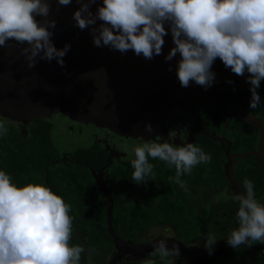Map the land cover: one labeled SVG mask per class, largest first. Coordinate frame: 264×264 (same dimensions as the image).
<instances>
[{
	"label": "flooded vegetation",
	"instance_id": "af4514ba",
	"mask_svg": "<svg viewBox=\"0 0 264 264\" xmlns=\"http://www.w3.org/2000/svg\"><path fill=\"white\" fill-rule=\"evenodd\" d=\"M257 91L260 103L256 109H250L249 83L236 75H227L220 83L190 93L180 104L167 110L160 130L152 132L149 140L123 137L63 114L65 118L57 124L52 121L55 114L35 118L26 124L4 117V123L15 134L12 141L8 136L0 137V170L8 172L13 182L19 185L28 182L45 184L71 205L70 214L74 218L71 242L85 248L81 264H147L148 260L154 264H264V244L260 243L241 245L239 252V248H234L214 254L230 247L226 243L227 236L238 226V203L234 200L238 193L225 174V165L231 166L242 191L245 178L251 180L252 175L261 174L264 177V80ZM83 126L92 139L88 145L71 150H63L64 145H58L56 135L59 132L73 135L77 130L83 133ZM56 127L60 128L59 132H55ZM132 141L174 145L193 143L209 153L212 160L209 164L198 165L191 175L181 177L187 191L170 182L169 177L175 176V169L159 160L149 161L155 166V180L137 184L131 180L134 170L131 160L126 158L129 152L125 150ZM20 148H26L23 152L27 155H39L44 175L24 176L26 169L20 167ZM81 153L94 158L92 163L85 158L80 164ZM27 162L25 155L23 165ZM75 163L80 165L76 179L67 171L68 165L73 167ZM37 170L33 166L32 172ZM96 174L106 182L112 199L111 226L118 237L135 244L148 243L156 238H174L185 247L202 249L205 254L201 252L202 256L194 259L180 251L178 257L162 259L159 255H152L153 250L142 254L124 253L115 258V242L106 220L108 201L99 190L94 178ZM22 179L24 182L20 183ZM254 190L257 200L264 203V192H260L258 185H254ZM220 195L227 198L223 200ZM222 205L228 206V214L221 209ZM169 208L172 217L163 212ZM146 211L160 217L156 222L139 226L135 233L131 232L128 220L115 219L117 214ZM161 223L165 225L163 231L153 232L152 227ZM208 233H215L218 239L211 254L204 247ZM224 253L234 255L215 260Z\"/></svg>",
	"mask_w": 264,
	"mask_h": 264
},
{
	"label": "clouds",
	"instance_id": "9594fccd",
	"mask_svg": "<svg viewBox=\"0 0 264 264\" xmlns=\"http://www.w3.org/2000/svg\"><path fill=\"white\" fill-rule=\"evenodd\" d=\"M55 2L67 7L73 0ZM75 2L79 5L72 14L75 26L81 31L90 29L95 47L132 51L151 60L162 54L167 23L174 46L165 60L179 54L176 76L182 87L191 82L210 87L215 79L212 65L219 59L237 76L248 73L249 107L259 105L257 89L264 80V0H102L95 12L91 6L98 0ZM50 10L51 0H0V47L10 40L26 45L20 53L28 68L35 67L37 58L56 60L63 67L71 45L55 46L56 21L48 19ZM145 129L154 130L151 123H145ZM7 131L0 122V136ZM131 152L133 182L155 180V166L149 161L159 160L174 167L175 176L169 180L185 191L187 185L181 177L212 160L193 143L144 142ZM234 200L238 203V226L231 230L226 243L233 248L264 244V203L257 200L251 180H243V192ZM70 213L71 205L50 187L35 182L19 185L0 170V264H81L85 248L71 242L74 218ZM217 240L215 233L206 235L204 247L209 254ZM152 255L178 257L180 249L177 244L169 248L160 240ZM147 264L154 262L148 260Z\"/></svg>",
	"mask_w": 264,
	"mask_h": 264
},
{
	"label": "water",
	"instance_id": "95a60500",
	"mask_svg": "<svg viewBox=\"0 0 264 264\" xmlns=\"http://www.w3.org/2000/svg\"><path fill=\"white\" fill-rule=\"evenodd\" d=\"M99 3L102 0L91 6L93 12ZM78 7L75 0L67 7L51 0L48 19L56 21L53 42L57 48L71 45L63 58V67L56 60L49 62L37 58L35 67L28 68L26 58L20 53L26 45L10 40L6 46L0 47L2 117L26 124L35 118L59 113L81 123L106 128L123 137L149 140L152 132L160 130L167 110L180 104L190 93L208 88L195 82L186 88L180 85L176 76L179 54L170 61L165 60L174 46L167 23L168 34L164 37L162 54L148 60L132 51L120 53L108 47H95L90 29L81 31L72 19ZM37 19L42 20L41 17ZM212 71L215 73L212 84L220 83L227 75H235L219 59L213 63ZM238 77L248 82V73ZM145 123H151L154 130L146 131ZM259 130L263 136L261 127ZM225 174L233 189L242 193L229 164L225 165ZM94 178L99 190L107 197L106 220L115 242V258L124 253H150L160 240H165L169 248L177 244L188 257L196 259L202 256V249L185 247L174 238H156L148 243L135 244L118 237L111 226L113 205L106 182L100 174L94 175ZM232 249L230 246L214 254Z\"/></svg>",
	"mask_w": 264,
	"mask_h": 264
},
{
	"label": "trees",
	"instance_id": "16d2710c",
	"mask_svg": "<svg viewBox=\"0 0 264 264\" xmlns=\"http://www.w3.org/2000/svg\"><path fill=\"white\" fill-rule=\"evenodd\" d=\"M1 119H4V117H2L0 115V122H1ZM2 122H4V120H2ZM5 125H6V128H7L8 131H7L6 134L2 135V137L8 136L10 141H12V138H13L15 133L11 129H9L8 124L5 123ZM25 149L26 148H20L18 150L19 159H20V167L22 168L24 166L25 169H26V171L23 172L24 176L25 177H29V176H32V175H35V174L36 175H38V174L40 175L41 174V176L44 175L45 170H44L43 164L40 162L41 158L39 157V155L38 154L27 155V154L24 153ZM32 152H34V151H32ZM81 154L82 155L80 156V158H81L80 159V164H83V159H85V158L88 159L89 162H91V163L94 160V158L93 159L90 158L89 157L90 155H88V154L85 155V156L83 155V153H81ZM25 155L27 157L28 162L23 165V159H24ZM33 166H36L38 168L36 173L32 172ZM79 167H80V165H76V163L74 164L73 167L71 165H68V170H67L69 172L68 175H70L71 177L73 176L76 179L77 176H79L78 173H77V170H78ZM86 172H88V171L86 170ZM251 181L254 182V185H258V188H259L260 192H264V177H263L262 174L261 175H256V176L252 175ZM22 182H24V179H22L20 181V183H22ZM258 197H260V196H258ZM167 200L170 202L171 199L168 198ZM170 208H169V210H164L163 212L166 215L172 217L173 213L170 211ZM159 217H160L159 215H155V214L152 215V214H149L147 211L144 212V213L143 212H141V213L132 212V213H130L128 215H125V214H117V215H115V219L118 218V219H121V220H128V222H129V224L131 225V228H132V230H131L132 233H135V231H137L139 229V226H141V225L145 226V225H148V224H151L153 222L158 221L157 219H159ZM104 233H105V236H106L107 232L104 231Z\"/></svg>",
	"mask_w": 264,
	"mask_h": 264
},
{
	"label": "rangeland",
	"instance_id": "374dc122",
	"mask_svg": "<svg viewBox=\"0 0 264 264\" xmlns=\"http://www.w3.org/2000/svg\"><path fill=\"white\" fill-rule=\"evenodd\" d=\"M52 118H53L52 121H54L55 124H57L61 119H64L65 117L63 115H61V114H55ZM2 120L3 119H1V122H2ZM5 127H6V125H5ZM85 128H86V126H83V130H84L83 133H81V132L76 130L73 135L67 133L66 131L59 132L60 128H57V127L54 128L55 132H59L56 135L58 145H64L63 150H71V149H74V148L85 147L86 145H88L92 141V139L89 138ZM137 143L138 142H136V141H132V142H130V144H128V147H126L128 152H129V154H128V156L126 158L129 161L134 159V154L131 152L132 148L135 145L142 144L140 142L138 144ZM220 198L225 200L227 197L224 196V195H220ZM221 209H223V211H226V214H228V212H229L228 206L222 205ZM222 219H225V216H222ZM230 220H231V218H229V221ZM217 221H220V220H217ZM164 226L165 225L163 223H161L160 225H157V226H153L152 227L153 232L163 231ZM240 250H241L240 248L237 249L238 252ZM233 255L234 254L224 253V254H221V255L217 256V258L215 260L226 259V258L231 257Z\"/></svg>",
	"mask_w": 264,
	"mask_h": 264
}]
</instances>
